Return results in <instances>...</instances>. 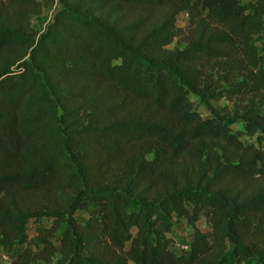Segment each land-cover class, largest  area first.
I'll return each instance as SVG.
<instances>
[{
	"label": "trees",
	"instance_id": "trees-1",
	"mask_svg": "<svg viewBox=\"0 0 264 264\" xmlns=\"http://www.w3.org/2000/svg\"><path fill=\"white\" fill-rule=\"evenodd\" d=\"M0 1L6 264H264V0Z\"/></svg>",
	"mask_w": 264,
	"mask_h": 264
},
{
	"label": "rangeland",
	"instance_id": "rangeland-1",
	"mask_svg": "<svg viewBox=\"0 0 264 264\" xmlns=\"http://www.w3.org/2000/svg\"><path fill=\"white\" fill-rule=\"evenodd\" d=\"M41 3H43L44 0H39ZM243 3H249L251 5L256 4L257 0H242ZM2 2V1H0ZM44 7V6H43ZM42 7V8H43ZM58 5L57 4H52L50 5L48 8H43L41 9V11L39 13L34 14L31 19H30V25L32 30L38 34L40 33L45 25L51 20L53 14L55 13V11L57 10ZM188 23V18L185 14L180 13L177 18H176V26L178 28L181 29H185L186 25ZM181 40V39H180ZM179 39H176L173 44L170 45L169 48H174L177 45L179 47H182L184 44L182 43V41H180ZM252 41H253V45L254 46H260L263 43V38L262 35H254L252 37ZM190 100L193 103V106L195 108V110L198 112V114L204 118V117H208L210 116V112L208 110L209 107H221V106H229L230 104H228L227 100H220L218 102H210L208 104L206 103H202L198 96L196 94L191 93L190 94ZM233 130L238 128V125H232ZM242 141L244 143H255L256 146H258L259 148H261L262 150H264V135L262 136V141L260 143H257L256 141V136L253 137H243ZM86 212L84 211H77L75 213V218L79 221H85L86 220ZM43 223H45V226L48 227L50 225L49 221H43ZM196 225L201 228V229H205L206 228V223L204 221V218L201 217L199 222L196 223ZM31 231L29 233L30 237H34L35 235V226L34 225H30ZM59 237V232L56 233L54 239L55 242L57 241V238ZM171 237L173 238L174 242L177 244V248L178 246H181L183 244H187L191 237H192V229L185 224L183 221L180 223H177L176 225H174L173 227V232L171 234ZM2 256V255H0ZM2 260V259H1ZM0 264H6L5 260H2V263L0 262ZM227 264H233L231 261L228 262Z\"/></svg>",
	"mask_w": 264,
	"mask_h": 264
},
{
	"label": "built area",
	"instance_id": "built-area-1",
	"mask_svg": "<svg viewBox=\"0 0 264 264\" xmlns=\"http://www.w3.org/2000/svg\"><path fill=\"white\" fill-rule=\"evenodd\" d=\"M264 135V133L262 134V136ZM179 249H186L187 248V245L186 244H183L181 246H178ZM2 260H5V262H8V258L6 256H0Z\"/></svg>",
	"mask_w": 264,
	"mask_h": 264
}]
</instances>
